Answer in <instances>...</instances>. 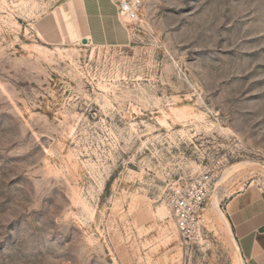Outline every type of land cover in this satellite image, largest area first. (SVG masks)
<instances>
[{
    "label": "rangeland",
    "instance_id": "rangeland-1",
    "mask_svg": "<svg viewBox=\"0 0 264 264\" xmlns=\"http://www.w3.org/2000/svg\"><path fill=\"white\" fill-rule=\"evenodd\" d=\"M117 4L0 0V264H244L225 204L264 187V0Z\"/></svg>",
    "mask_w": 264,
    "mask_h": 264
},
{
    "label": "crops",
    "instance_id": "crops-1",
    "mask_svg": "<svg viewBox=\"0 0 264 264\" xmlns=\"http://www.w3.org/2000/svg\"><path fill=\"white\" fill-rule=\"evenodd\" d=\"M103 15L105 16L104 13L99 14L101 22ZM100 32L105 33L103 39H107L106 35L109 38L111 34L108 28L106 33L104 25ZM92 34L89 31V35L81 38H88ZM225 213L244 264H264V187L252 183L246 185L229 197Z\"/></svg>",
    "mask_w": 264,
    "mask_h": 264
},
{
    "label": "built area",
    "instance_id": "built-area-1",
    "mask_svg": "<svg viewBox=\"0 0 264 264\" xmlns=\"http://www.w3.org/2000/svg\"><path fill=\"white\" fill-rule=\"evenodd\" d=\"M139 4L140 0H118V13L129 21L134 20L138 15ZM206 195V189L194 180L171 198V215L183 236L190 232V221L198 214Z\"/></svg>",
    "mask_w": 264,
    "mask_h": 264
},
{
    "label": "water",
    "instance_id": "water-1",
    "mask_svg": "<svg viewBox=\"0 0 264 264\" xmlns=\"http://www.w3.org/2000/svg\"><path fill=\"white\" fill-rule=\"evenodd\" d=\"M82 43H86V39L85 38L82 39Z\"/></svg>",
    "mask_w": 264,
    "mask_h": 264
},
{
    "label": "bare ground",
    "instance_id": "bare-ground-1",
    "mask_svg": "<svg viewBox=\"0 0 264 264\" xmlns=\"http://www.w3.org/2000/svg\"><path fill=\"white\" fill-rule=\"evenodd\" d=\"M227 225L229 226L228 222H227Z\"/></svg>",
    "mask_w": 264,
    "mask_h": 264
}]
</instances>
